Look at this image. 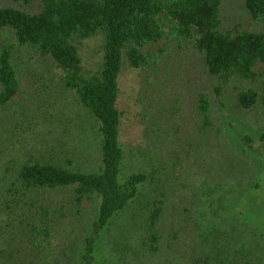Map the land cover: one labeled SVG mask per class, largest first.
Instances as JSON below:
<instances>
[{
  "label": "trees",
  "instance_id": "obj_1",
  "mask_svg": "<svg viewBox=\"0 0 264 264\" xmlns=\"http://www.w3.org/2000/svg\"><path fill=\"white\" fill-rule=\"evenodd\" d=\"M244 6L249 19L263 27L225 29L223 0L0 2V135L1 131L17 134L19 128L12 129L15 123H32L37 129L54 124L38 112L28 114L27 109L37 106L38 95H28L29 104L24 109L28 119L16 120L13 115L23 105L20 96L25 93L18 56L27 53L43 66L44 79L49 75L56 87L68 93L74 103L70 109L82 111L85 130L95 139L92 146L97 148L100 163L92 169L77 164L76 155L84 150L74 148V140L75 146L66 152L65 160L46 155L44 148L29 157L14 158L10 164H0L5 177L11 165L17 169L10 176L13 181L8 191L17 209H22L18 217L21 225L9 215L5 231H0V239L6 242L0 247L4 264H106L108 260L113 264L112 258L106 261V240L107 245L112 241L110 253L114 251L113 256L123 264H264V230L241 219L235 225L241 224L247 231L234 224L225 227L223 217L221 224L210 219L205 222V218L194 224V215L189 213L182 223H173L164 232L161 221L170 201L168 189L143 199L142 188L153 175L145 170L123 171L126 151L121 130L125 112L120 104V77L126 68L148 70L167 57H180L186 64L194 60L202 64L214 83L215 97L231 88L238 110L264 108V0H244ZM91 39L99 40V60L88 67L81 49ZM211 101L209 94L198 93L195 116L199 120L195 123L200 134L219 135L221 128ZM59 119L64 123L61 115ZM78 119L69 118L74 134ZM259 140L264 141V132ZM52 150L57 154V149ZM259 187L260 182L254 184V191ZM141 200L148 209L144 224L139 225L143 233L136 231L133 217L125 218L121 230L114 229L115 222ZM92 211L84 230L70 232ZM261 216L264 219V211ZM193 226L198 227L202 238L199 245L189 249L183 245L182 236L191 234ZM133 235L135 246L131 245ZM59 239L57 246L54 241Z\"/></svg>",
  "mask_w": 264,
  "mask_h": 264
},
{
  "label": "rangeland",
  "instance_id": "obj_2",
  "mask_svg": "<svg viewBox=\"0 0 264 264\" xmlns=\"http://www.w3.org/2000/svg\"><path fill=\"white\" fill-rule=\"evenodd\" d=\"M223 20L225 29L233 26L249 29L263 27L249 19L244 0H223ZM97 44L99 40L91 39L82 46L88 67L94 66L99 60ZM18 57L25 93L20 96L23 105L13 115L16 120L17 117L28 119L29 115H24V109L29 104L26 103L28 95H38L40 99L36 101L37 106L32 110L27 109L28 114L38 112L44 118L49 117L54 124L44 129L48 128L54 134L46 136L49 131L37 129L32 123L28 126L27 123L20 126L15 123L12 129L19 128L15 129L17 134L1 131L0 164L4 161L10 164L14 158L29 157L44 148H47L46 155L55 154L58 160H65L66 152L75 146V140L77 145L74 148L78 147L80 152L84 150L76 155V163L87 169L98 167V151L92 146L95 139L85 130L82 111H72L70 106L74 103L68 93L56 87L57 83H52L49 75L43 78L42 65L27 53ZM181 59L167 57L157 67L148 70L129 67L123 71L120 77V104L125 112L121 130V140L126 151L123 171L130 174L145 170L153 175V179L142 188L143 199L153 194L157 196L162 190L168 189L170 201L161 221L164 232L170 230L173 223H182L189 213L194 215V224L201 218H205V222L210 219L221 224L220 219L223 217L225 227L234 226L241 219L249 226L263 231L264 141L259 140V135L264 132V108L259 106L252 112L238 110L231 88L225 89L220 97H215L214 83L204 73L202 64L194 60L186 64ZM198 93L211 96L215 120L221 128L219 135L200 134L197 131L195 105ZM60 115L64 123L58 122ZM74 117H79L76 120L79 128L75 134L70 131L73 125L69 121V118ZM39 130L46 133L41 135ZM247 136L253 138L252 141ZM52 149H57V154ZM11 166L8 177L0 169V231H5L9 215L16 220L15 224L21 225L18 217L22 209H17L8 191L12 186V177L17 172L16 167ZM257 182H260V187L254 191L253 186ZM92 213L88 212L77 226L69 229L70 232L84 230ZM147 215V205L142 200L136 201L115 222L114 229L121 230L125 218L133 217L134 224H137L136 231L143 233L141 226ZM236 227L240 231L248 230L241 224ZM190 231L191 234L184 233L182 236L183 245L187 248L189 245V249L192 245H199L202 238L198 227L193 226ZM113 233L110 232L109 237ZM107 241L104 247L105 256H108L106 261L112 258L115 264H123L120 258L113 256L114 251L110 253L112 241L108 245ZM54 242L59 246L60 239ZM5 243V239H0V247ZM131 245H137L136 235H133ZM26 256V261H29L30 258ZM0 264H4L1 259ZM106 264H111L110 260Z\"/></svg>",
  "mask_w": 264,
  "mask_h": 264
}]
</instances>
